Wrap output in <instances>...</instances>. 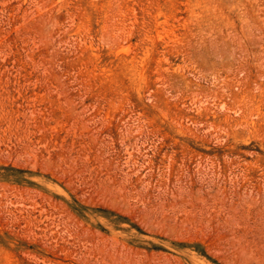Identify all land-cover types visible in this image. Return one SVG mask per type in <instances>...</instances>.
<instances>
[{
  "label": "rangeland",
  "instance_id": "1",
  "mask_svg": "<svg viewBox=\"0 0 264 264\" xmlns=\"http://www.w3.org/2000/svg\"><path fill=\"white\" fill-rule=\"evenodd\" d=\"M0 264H264V0H0Z\"/></svg>",
  "mask_w": 264,
  "mask_h": 264
}]
</instances>
